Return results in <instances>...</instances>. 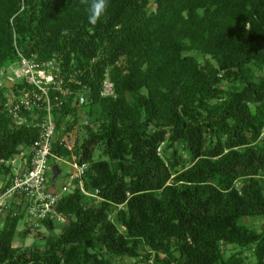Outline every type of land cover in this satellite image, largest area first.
<instances>
[{
  "label": "trees",
  "instance_id": "obj_1",
  "mask_svg": "<svg viewBox=\"0 0 264 264\" xmlns=\"http://www.w3.org/2000/svg\"><path fill=\"white\" fill-rule=\"evenodd\" d=\"M91 3L0 0V70L18 53L56 59L77 73L73 92L85 86V102L71 95L54 122L55 136L72 130L86 107L73 154L87 165L54 207L62 231L42 222V246L13 245L30 233L16 195L0 264H264V225L242 222L264 219V0H105L95 24ZM105 77L114 97L100 94ZM6 92L0 194L14 176L5 162L38 134L3 110ZM52 154L71 156L55 138Z\"/></svg>",
  "mask_w": 264,
  "mask_h": 264
},
{
  "label": "built area",
  "instance_id": "obj_2",
  "mask_svg": "<svg viewBox=\"0 0 264 264\" xmlns=\"http://www.w3.org/2000/svg\"><path fill=\"white\" fill-rule=\"evenodd\" d=\"M76 75L77 73L63 74L60 62L56 59L40 63L34 56L25 57L20 53L14 64L0 70V85L7 89L3 110L15 125H30L38 130L37 138L26 151L19 152L15 158L5 162L14 166L20 160L23 167L14 169L17 171H14L10 185L0 194V213L5 215L9 210L6 201L2 202L3 198L15 201L19 200L16 195L20 196L23 199L20 212L24 213L25 224L30 230H38L47 219H53L55 223L62 221V217L55 214L54 207L62 196L71 191L73 180L80 178L87 167L85 163L76 162L73 154V130L62 131L55 136L54 117L57 109L71 95H74L76 105L85 102V86H82V91L77 92H73L70 87V84L82 85ZM100 94L103 97H114V86L108 77L101 83ZM54 138L71 156L68 164L70 171L63 172V183L58 188L51 189L49 157L55 159L59 173L58 162H66L52 154ZM25 155L28 157V167Z\"/></svg>",
  "mask_w": 264,
  "mask_h": 264
},
{
  "label": "rangeland",
  "instance_id": "obj_3",
  "mask_svg": "<svg viewBox=\"0 0 264 264\" xmlns=\"http://www.w3.org/2000/svg\"><path fill=\"white\" fill-rule=\"evenodd\" d=\"M84 108L86 107H78L77 110V115L79 117V123L77 126H75L72 130L74 131V135L76 137V135L80 136L82 134V125L86 123V115L84 112ZM81 126V127H80ZM94 127V125H91ZM66 162H58V165L60 167V175L55 179V187L58 188L62 183H63V172L64 171H68L70 168L68 166L70 159H65ZM13 167V171H17L14 170L15 166ZM70 171V170H69ZM7 177L3 178L2 175H0V188L4 185V182L6 181ZM6 201V205L10 206V203L13 205V200H7L6 198L2 199V202L5 203ZM19 210V209H18ZM21 210V209H20ZM4 218L3 215L0 216V223L2 222V219ZM24 219L25 216L23 214V219L20 220L19 224H18V229L20 231L24 230L25 225H24ZM242 222L246 225H249L251 227H255L258 228L259 225H264V219L261 220H256V219H250V218H243ZM1 225V224H0ZM65 225V222L62 220L60 223H55L54 229H53V234H59L63 227ZM47 236V231L45 229V227L41 226L38 230H30V233L26 236V238L22 239L21 237H17L16 240L13 242V245L15 247H28L31 245H39L42 246L45 243V239ZM228 250H230L231 248L228 247ZM250 260H251V256H249ZM114 262H118L119 264H130L132 262V260L124 257V258H120V259H115Z\"/></svg>",
  "mask_w": 264,
  "mask_h": 264
},
{
  "label": "clouds",
  "instance_id": "obj_4",
  "mask_svg": "<svg viewBox=\"0 0 264 264\" xmlns=\"http://www.w3.org/2000/svg\"><path fill=\"white\" fill-rule=\"evenodd\" d=\"M105 10V0H92L88 9V22L95 24Z\"/></svg>",
  "mask_w": 264,
  "mask_h": 264
},
{
  "label": "water",
  "instance_id": "obj_5",
  "mask_svg": "<svg viewBox=\"0 0 264 264\" xmlns=\"http://www.w3.org/2000/svg\"><path fill=\"white\" fill-rule=\"evenodd\" d=\"M50 172H51V182L53 183L55 181V179L59 175V168H58V166L57 165H52L50 167Z\"/></svg>",
  "mask_w": 264,
  "mask_h": 264
},
{
  "label": "crops",
  "instance_id": "obj_6",
  "mask_svg": "<svg viewBox=\"0 0 264 264\" xmlns=\"http://www.w3.org/2000/svg\"><path fill=\"white\" fill-rule=\"evenodd\" d=\"M14 166H15L14 169L19 170V167H23L22 161L17 160V161L15 162V165H14Z\"/></svg>",
  "mask_w": 264,
  "mask_h": 264
}]
</instances>
